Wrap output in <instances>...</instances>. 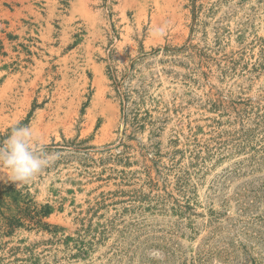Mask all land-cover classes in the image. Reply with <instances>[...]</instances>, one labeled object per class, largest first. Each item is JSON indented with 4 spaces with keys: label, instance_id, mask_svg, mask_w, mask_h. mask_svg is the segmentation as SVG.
<instances>
[{
    "label": "rangeland",
    "instance_id": "374dc122",
    "mask_svg": "<svg viewBox=\"0 0 264 264\" xmlns=\"http://www.w3.org/2000/svg\"><path fill=\"white\" fill-rule=\"evenodd\" d=\"M19 126L0 264H264V0H0Z\"/></svg>",
    "mask_w": 264,
    "mask_h": 264
},
{
    "label": "clouds",
    "instance_id": "9594fccd",
    "mask_svg": "<svg viewBox=\"0 0 264 264\" xmlns=\"http://www.w3.org/2000/svg\"><path fill=\"white\" fill-rule=\"evenodd\" d=\"M39 137L29 126L15 127L6 144L0 145V166L11 171V180L25 183L38 175L54 159L52 154L38 152Z\"/></svg>",
    "mask_w": 264,
    "mask_h": 264
},
{
    "label": "trees",
    "instance_id": "16d2710c",
    "mask_svg": "<svg viewBox=\"0 0 264 264\" xmlns=\"http://www.w3.org/2000/svg\"><path fill=\"white\" fill-rule=\"evenodd\" d=\"M46 208H48V206H46ZM45 214H48V211H47V210H46V211H44V215H45Z\"/></svg>",
    "mask_w": 264,
    "mask_h": 264
}]
</instances>
